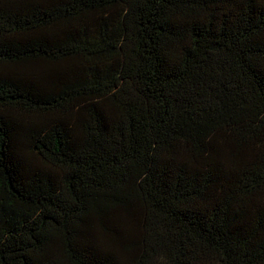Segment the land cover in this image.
<instances>
[{
	"label": "trees",
	"instance_id": "trees-1",
	"mask_svg": "<svg viewBox=\"0 0 264 264\" xmlns=\"http://www.w3.org/2000/svg\"><path fill=\"white\" fill-rule=\"evenodd\" d=\"M0 264H264V0H0Z\"/></svg>",
	"mask_w": 264,
	"mask_h": 264
}]
</instances>
